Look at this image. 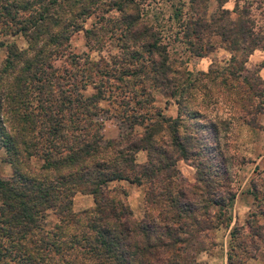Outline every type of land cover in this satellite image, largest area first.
Listing matches in <instances>:
<instances>
[{"label": "trees", "instance_id": "16d2710c", "mask_svg": "<svg viewBox=\"0 0 264 264\" xmlns=\"http://www.w3.org/2000/svg\"><path fill=\"white\" fill-rule=\"evenodd\" d=\"M144 1L0 0V45L7 46L0 70V148L12 166V174L0 175V264H199L196 254L213 247L216 228L229 223L236 195L226 183L229 156L225 144L212 143L219 141L218 123L227 129L229 120L206 118L194 108L185 121L182 103L193 99L197 85L218 95L219 85L207 84L223 83L225 90L246 94L228 98L239 119L258 125L264 105L253 103L251 94L262 96L264 79L258 70L241 74L249 55L264 50L253 2L235 1L229 8L228 0H220L207 15L200 11L204 0H188L195 19L184 25L196 28L179 37L186 50L202 57L222 46L232 60L227 67L193 71L180 67L185 59L169 50ZM101 4L107 7L98 9ZM181 7L179 1L177 15ZM91 15L95 19L86 26ZM105 19L124 25L118 50L106 56L100 50ZM80 30L98 57L69 48L71 34ZM18 32L27 45L4 43L1 35ZM157 91L177 103L175 116L155 104ZM111 117L118 131L106 137L104 122ZM180 158L195 167L194 183L174 180ZM120 180L143 186L141 217L110 185ZM250 182L255 193L256 182ZM77 192L90 193L93 204L74 210ZM249 215V237L232 229L228 264H243L264 245V209ZM235 238L243 242L240 255ZM258 258L264 264V250Z\"/></svg>", "mask_w": 264, "mask_h": 264}, {"label": "rangeland", "instance_id": "374dc122", "mask_svg": "<svg viewBox=\"0 0 264 264\" xmlns=\"http://www.w3.org/2000/svg\"><path fill=\"white\" fill-rule=\"evenodd\" d=\"M144 1V0H143ZM179 1L182 2V7L180 9V13L177 15L174 12V8L179 5ZM202 1V0H198ZM206 2L205 5L202 6V9H205L204 12L208 15L211 13L215 8H218L220 6V0H204ZM235 1L239 5H243L246 3H252V16L256 20L257 24L260 25L261 29L264 33V5L261 6L260 4H264V0H228L226 3H224V6L232 8ZM173 2L176 3L175 6L173 5ZM145 8L147 11V16L150 21H153L157 19V26L160 27L161 33L163 34V40L167 42L169 50L174 52V56H180L185 59L184 66H180L183 69L188 68L193 71H196L198 69L206 70L210 65H212L214 68L216 66H226L231 65L232 60L229 57V51L224 49L222 46L216 47L214 50L208 52L206 55L199 57L195 55H190L189 52L185 48V43L179 40V37L182 35L185 30L192 31L194 33V29L196 28L195 25L191 26H185L184 23L186 21H191L194 16L192 10L189 9L188 0H147L144 1ZM173 6H172V5ZM249 6V5H248ZM103 7H107L106 4H101L98 9L102 10ZM195 9H198V7ZM218 12V11H217ZM110 16H115L116 13L111 11ZM191 14V15H190ZM196 14V13H195ZM194 14V15H195ZM107 15V13H105ZM190 15V17H189ZM155 16H157L155 18ZM155 18V19H154ZM95 19L94 15H91L87 17L85 25L89 26L91 21ZM195 19V18H194ZM104 20L103 25H105L103 28L100 29L101 33L103 34V38L106 39L105 43L101 47V53L105 54V56L110 51H117L119 43L121 42L120 34L124 29V25L119 24V22L116 21L115 26L112 25V21H106ZM119 24V25H118ZM3 37L4 43L9 42H15L19 45H27V39L21 34V33H8L1 35ZM87 38L84 36V32L82 30L75 31L71 34L69 39V48L76 52H82V51H90V55L92 58L98 57V49L93 48L90 49L88 47V42L86 41ZM40 46V44H38ZM37 48V46H36ZM35 48V49H36ZM110 48V50H108ZM34 52V51H33ZM258 54L249 55L248 60L246 62V70L242 69L241 74H253V72H256L258 70L260 74V66L259 63L262 61L261 59H264V50L258 49ZM7 54V46L5 44L0 45V70L3 68V61ZM34 54V53H31ZM260 54L262 57H260ZM236 58H241V55L236 54ZM249 70V71H247ZM253 71V72H251ZM2 73H4V69L1 70ZM235 74L239 73L238 70H234ZM250 72V73H249ZM257 73V72H256ZM261 77L264 79V72H262ZM226 74V73H225ZM8 76H2L1 82L3 83L5 80L7 81ZM229 77V76H228ZM251 78V77H250ZM220 78H217L219 80ZM229 81L236 84V79H231L229 77ZM234 81V82H233ZM219 85L220 92L218 95H215V92L213 94H205L204 88H199V85L194 87V91H192V94L189 95L190 98H186L183 101L182 105V115H184V120L188 121L191 119L189 115L187 114V111H191L194 108L200 109L204 114L206 118H220V119H228L229 120V127L227 129H221L223 126L221 123H218L219 125V141L218 138L216 141H212V143L216 144L218 142L221 147H223V144L226 146V153L229 156L227 167H228V177L226 178V183H229V186L234 188L236 190V193L240 190H243L245 192L244 198L241 199L242 205L250 206V211L255 210H263L264 209V108L263 110L257 114V124L255 126H249L245 123H243L239 117L238 114H236V111L234 107H231L230 105L232 102L229 97H238L239 95H244L245 93L235 94V92L232 89L225 90V87H223V83L221 84H212L208 83L207 86L214 89L217 88ZM212 89V90H213ZM235 90V89H234ZM264 92H262L261 95H254L251 94V97L253 99V103H258L259 101H262L264 105ZM207 96V97H206ZM209 96V97H208ZM246 96V94H245ZM242 97V96H241ZM155 104L160 105L164 112L167 114H170L172 116L176 115L178 105L174 101L173 98H169V96L164 95L160 92H155ZM169 98V99H168ZM166 99L168 101L166 102ZM114 100L109 99H103L101 102L103 105H109V107L112 108L114 104ZM186 104V105H185ZM116 106V105H115ZM120 107V106H118ZM264 107V106H263ZM184 113V114H183ZM217 117V118H216ZM200 120V118H199ZM118 131V121L115 117H111L106 119L104 122L103 127V133L106 137H109L113 134H116ZM6 157V151L3 148H0V175L8 176L12 174V166L10 163H8L5 159ZM146 158V152L141 150L137 154L138 160H145ZM177 166V176H174L175 179H182L184 183H194L195 180V167L192 165L190 159H183L180 158L176 162ZM256 166V167H255ZM222 179V177H220ZM254 179L256 182V191L253 193L252 185L250 180ZM116 189V195L123 197L125 201H127L130 205V207L133 210V214L139 218L144 214L145 211V205H144V188L142 185H138L135 183H130L126 180H120L115 181L110 184ZM124 191L126 194H124L122 191ZM221 192L224 193L225 189L220 188L218 189ZM249 193V194H248ZM255 194V197H254ZM249 196L248 198L246 197ZM91 194L89 193H82L77 192L73 196V208L74 210H80L82 208L88 207V204L91 201ZM93 204V203H92ZM91 204V205H92ZM241 214L240 221L245 220L250 216L249 213ZM150 214L153 212L152 209L149 210ZM48 218H52L51 215L48 216ZM259 221H263V217H258ZM244 233L241 235H246V237L249 235L247 230V225L244 227ZM249 237V236H248ZM241 238V237H240ZM240 238H235L234 243L236 244L234 247V251L237 253V255L241 254V245L243 242H239ZM240 243V244H237ZM252 247V246H251ZM253 249V248H251ZM264 245H262L261 248V254L263 253ZM260 251L258 252V256L260 257ZM253 255V254H251ZM257 256V257H258Z\"/></svg>", "mask_w": 264, "mask_h": 264}, {"label": "crops", "instance_id": "0c3cea01", "mask_svg": "<svg viewBox=\"0 0 264 264\" xmlns=\"http://www.w3.org/2000/svg\"><path fill=\"white\" fill-rule=\"evenodd\" d=\"M255 51L251 55L254 54L259 55V53ZM260 57H262L261 54ZM262 72H264V67L260 68V74L263 75ZM244 194L245 192H243V190H240L236 193L233 199L232 206L229 209V213L231 215L229 223L227 225H220L219 227L216 228L214 233L215 241H216L215 245L213 247L201 250L196 254V260L198 261L199 264H228V260H229L228 252L230 250V243L234 239L233 235L231 234L232 229L233 227L238 226L239 229L241 228V230H244V227L246 226L245 220L240 221V217L241 214L243 215L244 213L246 212L248 213L250 211L251 202L249 207L241 204L242 203L241 199L244 198ZM246 197L248 198L249 196L246 195ZM92 203H93V197H91V201L88 204V206H90ZM247 243H248L247 244L248 247L251 248L250 246L251 244L249 240ZM243 264H263V263L261 259L258 258L257 256L250 255L244 260Z\"/></svg>", "mask_w": 264, "mask_h": 264}]
</instances>
